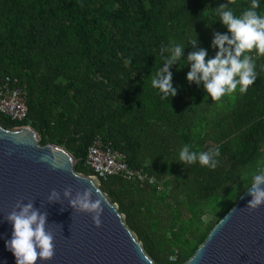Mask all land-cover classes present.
<instances>
[{"label":"trees","instance_id":"1","mask_svg":"<svg viewBox=\"0 0 264 264\" xmlns=\"http://www.w3.org/2000/svg\"><path fill=\"white\" fill-rule=\"evenodd\" d=\"M250 0H0V78L17 77L27 92L22 122L0 114L6 128L29 125L42 144H56L92 175L84 161L97 138L111 142L132 167L163 185L141 186L113 176L101 188L119 204L127 225L158 264H183L251 186L264 165V57L246 93L213 101L203 82L187 79L191 52L213 57L215 13L237 12ZM264 13V3H261ZM193 39L196 43H193ZM169 65L174 96L161 98L151 79ZM219 147L216 169L185 164L179 151Z\"/></svg>","mask_w":264,"mask_h":264},{"label":"water","instance_id":"2","mask_svg":"<svg viewBox=\"0 0 264 264\" xmlns=\"http://www.w3.org/2000/svg\"><path fill=\"white\" fill-rule=\"evenodd\" d=\"M77 163L65 148L42 144L33 127L6 128L0 122V264H17L5 241L13 231L7 215L18 210V202H33L48 214L54 256L37 264H158L127 225L119 204L102 190L100 178L78 173ZM69 187L73 198L91 187L92 199L103 201L99 226L93 213L74 209L64 198ZM250 187L183 264H264V204L249 208ZM53 189L61 193V201H48Z\"/></svg>","mask_w":264,"mask_h":264},{"label":"clouds","instance_id":"3","mask_svg":"<svg viewBox=\"0 0 264 264\" xmlns=\"http://www.w3.org/2000/svg\"><path fill=\"white\" fill-rule=\"evenodd\" d=\"M234 3L235 0H230ZM264 0H250V4L240 10L228 5H221L215 13L228 32L216 33L212 44L217 49L215 56L207 58L206 49L191 52L187 60L191 62L187 73L189 81L197 84L203 82L207 94L213 101H220L224 96L235 93L238 89L243 94L248 91L257 79V59L264 57V13L259 11ZM193 43L196 40L193 39ZM163 68L157 70L151 79V85L161 95L168 98L176 94L172 85V72L169 65L182 56V47L176 45ZM264 68V65H261ZM221 150L219 147L206 151H194L190 144H185L179 151V159L185 164L198 162L201 166L216 169L219 165ZM252 199L249 208L256 209L264 204V165H258L251 173ZM93 189L87 188L77 192L73 198L72 189L63 191L64 198L80 211L93 213L95 225L101 224L100 211L103 201L92 199ZM49 202L61 201V193L53 189L48 196ZM16 208L7 215L12 223L13 231L10 239L5 241L6 247L16 257L17 264H37L38 259L49 260L54 256V236L47 230V212H41L33 202H18Z\"/></svg>","mask_w":264,"mask_h":264},{"label":"built area","instance_id":"4","mask_svg":"<svg viewBox=\"0 0 264 264\" xmlns=\"http://www.w3.org/2000/svg\"><path fill=\"white\" fill-rule=\"evenodd\" d=\"M0 114L18 122L28 119L27 92L17 77L0 78ZM84 164L93 173L89 176H98L100 180L118 176L137 182L143 187L150 185L156 186L157 191L163 190L156 175L146 172L142 167L130 166L127 156L101 137H97L88 147Z\"/></svg>","mask_w":264,"mask_h":264}]
</instances>
